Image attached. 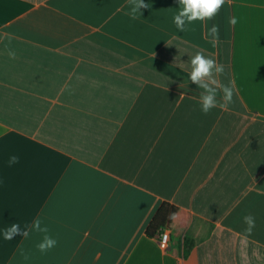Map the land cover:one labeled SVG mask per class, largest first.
Instances as JSON below:
<instances>
[{
	"label": "crops",
	"instance_id": "0c3cea01",
	"mask_svg": "<svg viewBox=\"0 0 264 264\" xmlns=\"http://www.w3.org/2000/svg\"><path fill=\"white\" fill-rule=\"evenodd\" d=\"M145 3L133 20L129 0H0V229L29 228L0 264H264V0L187 33L177 0ZM197 51L224 65L228 108L200 110Z\"/></svg>",
	"mask_w": 264,
	"mask_h": 264
},
{
	"label": "clouds",
	"instance_id": "9594fccd",
	"mask_svg": "<svg viewBox=\"0 0 264 264\" xmlns=\"http://www.w3.org/2000/svg\"><path fill=\"white\" fill-rule=\"evenodd\" d=\"M178 7L172 16V23L175 25L176 30L179 33H187L191 31L197 21L204 22L206 20H212L225 4V0H177ZM150 3H145V0H129V11L127 15L131 19L135 20L139 16L143 15L142 9L150 8ZM235 23V19L230 21ZM209 35L212 37L210 43L215 47L216 41L219 39V28L217 25L209 29ZM8 55L10 58H15L16 52L9 48ZM190 71L187 72V82L195 83L199 88L204 91L200 93V110L204 114L210 113V111L216 107L223 109L233 101V89L231 82L229 84L217 85V81L214 78L215 74L224 73V65L217 64V61L211 57L205 56L203 52L197 51L189 58ZM218 93H222V101H217L216 97ZM19 162V157L16 155L10 156L8 163L13 165ZM175 219V216H173ZM244 221L247 224L245 232L251 234L253 227L255 226V220L251 215L245 216ZM31 228L37 232L43 233V239L36 245L41 253H46L53 249L58 241L55 237L49 234V228L47 225L42 226L39 219H36ZM23 235L27 237L29 235L28 226L22 231L18 223L13 222L10 227L0 229V238L4 241H10L16 235ZM167 237L165 236V239Z\"/></svg>",
	"mask_w": 264,
	"mask_h": 264
},
{
	"label": "trees",
	"instance_id": "16d2710c",
	"mask_svg": "<svg viewBox=\"0 0 264 264\" xmlns=\"http://www.w3.org/2000/svg\"><path fill=\"white\" fill-rule=\"evenodd\" d=\"M166 218L157 216L147 228V235L154 236L165 225Z\"/></svg>",
	"mask_w": 264,
	"mask_h": 264
},
{
	"label": "built area",
	"instance_id": "2783aa9c",
	"mask_svg": "<svg viewBox=\"0 0 264 264\" xmlns=\"http://www.w3.org/2000/svg\"><path fill=\"white\" fill-rule=\"evenodd\" d=\"M165 236L167 237L166 239ZM170 240L171 237L169 232L165 231L159 234V243L163 249H167L169 247Z\"/></svg>",
	"mask_w": 264,
	"mask_h": 264
}]
</instances>
